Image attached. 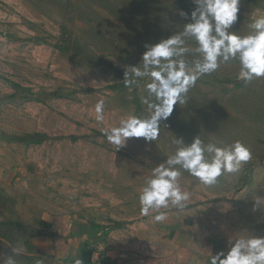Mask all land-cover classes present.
<instances>
[{"label":"rangeland","instance_id":"rangeland-1","mask_svg":"<svg viewBox=\"0 0 264 264\" xmlns=\"http://www.w3.org/2000/svg\"><path fill=\"white\" fill-rule=\"evenodd\" d=\"M195 7L193 0H0V264L17 247L24 251L16 264L76 257L157 264L158 255L176 253L177 264H194L211 245L226 252L230 238L264 236V78L237 79L238 61L200 76L187 103L160 121L156 141L133 137L116 150L104 135L122 119L150 115V78L125 86L124 73L146 44L181 32ZM262 15L264 0H240L231 30L248 35ZM187 46L191 61L196 45ZM33 133L48 137L21 140ZM197 136L240 141L251 159L211 186L181 170L185 207L161 209V222L155 212L144 215L138 194L153 168L182 147L176 138L189 144ZM181 226L190 249L157 238Z\"/></svg>","mask_w":264,"mask_h":264},{"label":"clouds","instance_id":"clouds-1","mask_svg":"<svg viewBox=\"0 0 264 264\" xmlns=\"http://www.w3.org/2000/svg\"><path fill=\"white\" fill-rule=\"evenodd\" d=\"M193 3L196 7L191 22L184 24L181 32L146 44L139 64L126 69L125 86H131L139 78H150L145 88L148 98L153 99H145L150 109L146 119L131 116L104 131L116 150L133 137L156 141L160 121L167 120L175 105H185L190 87L200 76L215 72L221 63L238 61L237 79L244 82L264 78V15L251 22L248 35H239L231 28L238 18L240 0H193ZM181 15L187 14L181 11ZM189 40L196 45L195 58L191 61L186 58L193 51L187 46ZM96 113V119L102 121L103 101L97 104ZM176 142L182 147L153 168L138 194L142 213L155 212L153 218L157 222L165 219L161 209L185 207L188 196L178 182L181 170L201 184L211 186L223 174L238 173L251 159L250 150L240 141L204 143L197 136L189 144L177 138ZM228 243L226 252L212 255L211 264H264V236L250 234L230 238ZM12 249L14 255L3 258V264H16L15 257L24 251L20 247ZM73 264L84 262L76 257Z\"/></svg>","mask_w":264,"mask_h":264},{"label":"crops","instance_id":"crops-1","mask_svg":"<svg viewBox=\"0 0 264 264\" xmlns=\"http://www.w3.org/2000/svg\"><path fill=\"white\" fill-rule=\"evenodd\" d=\"M187 231L188 229L186 226H181L179 228L177 227L176 229H173V231L170 233L162 232L157 235V238L165 241L166 243H168V245L172 247H176L178 252H180L181 249L185 250L190 247L191 237L186 235ZM42 240L43 239H41V241ZM39 243H40V240L38 239L34 240L33 242V244L35 245ZM220 250H222L221 247H219V250L216 251V246L214 245L209 246L207 248V252H205L204 255H202L203 253H201V254H198V256L200 257H198L197 255L195 256L196 258H194L195 259L194 264H211L212 255H215L216 253L220 252ZM177 257H179V253L174 254V256L170 255L168 257L165 254L158 255L157 264H167L168 262L177 264L179 262V259ZM191 259H193V257Z\"/></svg>","mask_w":264,"mask_h":264},{"label":"trees","instance_id":"trees-1","mask_svg":"<svg viewBox=\"0 0 264 264\" xmlns=\"http://www.w3.org/2000/svg\"><path fill=\"white\" fill-rule=\"evenodd\" d=\"M48 136L41 133H33L29 136L23 137L21 140L27 143H40L42 140L46 139ZM75 139V137H72ZM86 264H94L91 261H88Z\"/></svg>","mask_w":264,"mask_h":264},{"label":"water","instance_id":"water-1","mask_svg":"<svg viewBox=\"0 0 264 264\" xmlns=\"http://www.w3.org/2000/svg\"><path fill=\"white\" fill-rule=\"evenodd\" d=\"M73 264V263H72Z\"/></svg>","mask_w":264,"mask_h":264}]
</instances>
